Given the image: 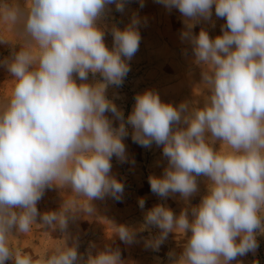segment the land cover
I'll use <instances>...</instances> for the list:
<instances>
[{
	"label": "clouds",
	"instance_id": "clouds-1",
	"mask_svg": "<svg viewBox=\"0 0 264 264\" xmlns=\"http://www.w3.org/2000/svg\"><path fill=\"white\" fill-rule=\"evenodd\" d=\"M187 19L181 38L192 45L195 63L210 95L200 107H174L158 93L135 97L127 117L132 139L142 147L163 146L168 164L160 177L150 176V189L161 198L179 193L188 202L206 177L207 194L177 216L163 204L145 214L141 230L154 225L158 236L146 240L158 249L169 233L188 236L172 264H231L254 252L256 235L264 234V0H157ZM123 12L124 0H26L22 9L0 0V20L23 39L11 60L0 61L12 75V91L0 100V264H77L75 245L64 240L34 258L10 243L12 229L31 230L42 223L64 230L68 214L94 212L91 201L106 195L120 199L124 185L111 173V158L125 161L128 135L123 113L106 99L109 84L120 86L130 71L127 60L139 49L138 17L123 30L113 27V48L104 42L97 22L108 5ZM143 7V0H140ZM225 19L222 35L211 38L192 28L200 20ZM9 42L0 38V43ZM100 73L103 82L77 84ZM120 120L118 128L105 116ZM184 124L186 127H175ZM217 141L220 147H215ZM227 146L224 150L222 146ZM71 188L60 211L38 213L46 188ZM140 208L145 201L139 200ZM124 242L135 232L114 226ZM86 264H125L119 249L88 255Z\"/></svg>",
	"mask_w": 264,
	"mask_h": 264
},
{
	"label": "rangeland",
	"instance_id": "rangeland-1",
	"mask_svg": "<svg viewBox=\"0 0 264 264\" xmlns=\"http://www.w3.org/2000/svg\"><path fill=\"white\" fill-rule=\"evenodd\" d=\"M20 8H24L26 0H12ZM124 0V10H116L115 4L108 5L104 15L97 22L104 30V42L109 49L113 48L112 28L123 30L133 17H138L140 23L137 28L141 36L139 49L128 63L130 71L123 79L120 86L109 84L105 90V97L116 105L123 113L128 135L123 138L125 144L126 160L121 161L116 156L111 158V175L123 183L124 191L120 199L106 195L103 199L91 201L94 212L88 215L82 211L68 214L67 228L61 230L40 226V215L36 217V224L26 234L17 233L12 229L10 243L14 247L29 252L34 258L51 252L64 240L68 246L75 245L80 259L77 264H86L88 255L111 248L119 249L121 259L125 264H172L173 257L170 253L179 256L183 246L191 233L179 236L169 233L158 249L147 247L146 240L159 235L160 229L154 225L141 230L145 223L147 211L157 204L170 208L175 215H179L185 207L196 206L201 198L207 194V178L198 177V192L185 202L179 193L161 198L150 189L149 177H160L167 167V158L162 155L163 146L154 142L150 147H142L132 139V127L128 125L127 117L135 105V97L146 90L158 93L164 103L178 107L187 103L189 107L202 108L205 99L210 95L209 90L202 82L203 68L195 63L192 45L181 38V33L186 31L187 19L176 8L167 9L157 0ZM225 19L217 18L213 6L212 18L209 21L200 20L192 28V34L198 35L203 29L211 38L222 35L221 26ZM22 26L13 28L0 20V38L9 42L0 43V61L11 60L14 53L21 50L23 39L19 34ZM12 75L6 66L0 64V100L10 95L12 91ZM74 79L77 84H96L103 82L100 73H89L87 81H81L76 74ZM105 116L112 122L113 128H118L120 120L111 112ZM175 127H186L184 124ZM215 147L219 149L220 142ZM228 150L227 146H222ZM73 195L71 188H60L55 185L46 188L42 198L37 203L38 213L60 211L65 200ZM145 201L144 208H140L139 200ZM126 226L135 232L134 239L129 242L120 240L114 232V226ZM256 240L258 247L254 252L237 256L231 264H264V234L257 230ZM6 264H13L12 260Z\"/></svg>",
	"mask_w": 264,
	"mask_h": 264
}]
</instances>
